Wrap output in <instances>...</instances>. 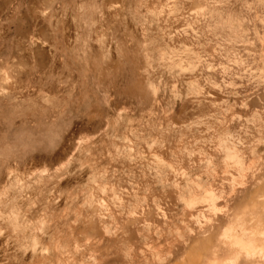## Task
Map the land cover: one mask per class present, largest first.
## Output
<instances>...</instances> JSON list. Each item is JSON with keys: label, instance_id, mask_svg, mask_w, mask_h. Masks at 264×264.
I'll use <instances>...</instances> for the list:
<instances>
[{"label": "rangeland", "instance_id": "374dc122", "mask_svg": "<svg viewBox=\"0 0 264 264\" xmlns=\"http://www.w3.org/2000/svg\"><path fill=\"white\" fill-rule=\"evenodd\" d=\"M0 264H264V0H0Z\"/></svg>", "mask_w": 264, "mask_h": 264}, {"label": "bare ground", "instance_id": "6f19581e", "mask_svg": "<svg viewBox=\"0 0 264 264\" xmlns=\"http://www.w3.org/2000/svg\"><path fill=\"white\" fill-rule=\"evenodd\" d=\"M235 157V156H234ZM239 159V158H238ZM13 215V214H12ZM44 230V229H43Z\"/></svg>", "mask_w": 264, "mask_h": 264}]
</instances>
